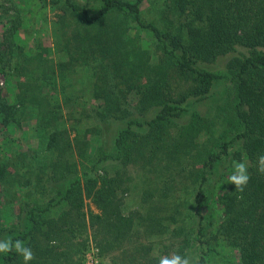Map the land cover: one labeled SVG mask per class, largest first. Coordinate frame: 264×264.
<instances>
[{
    "label": "trees",
    "instance_id": "trees-1",
    "mask_svg": "<svg viewBox=\"0 0 264 264\" xmlns=\"http://www.w3.org/2000/svg\"><path fill=\"white\" fill-rule=\"evenodd\" d=\"M146 1L94 0L96 7L90 12L66 0L67 9L80 29L75 34L74 60L82 69L91 68L89 57L92 54L97 53L99 61H106L101 66L106 71L96 72L99 82L93 87V98L101 103L90 114L93 128L89 132L104 149L108 124L125 123L113 134V151L101 152L90 171L84 168L79 173L74 169L75 175L69 184L65 188L54 187L53 195L42 206L28 210L9 239L22 240L32 249L34 259L30 264H70L72 254L78 255V250L85 248L86 241L79 237L88 227L100 253L114 248L109 240L104 242L107 237L116 246L125 242L129 245L140 221L136 222L135 211L128 214L124 211L126 206L120 194L128 188L117 177L107 176L106 165L115 162L124 166H147L168 146L164 142L167 130L191 112L188 102L205 100L214 85L223 79L231 85L234 102L229 115L220 119L231 125L230 136L221 134L216 149L207 152L202 159L201 169L194 177L197 186L192 197L184 205L172 207L171 235L179 240L165 245L160 254L156 244L153 256L144 253L124 257V264H158L161 254L174 252L189 255L190 264H206L217 255V246L235 251L237 264H264V174L257 172V158L264 155V0H154L158 15L154 22H147L141 12V5ZM108 17L114 18L113 32L99 28L107 27ZM126 32L149 35L146 43L151 44L163 70L158 71L156 81L154 78L144 86V98L148 99L144 113L148 116L141 122L134 114L144 116L143 112L129 109L127 96L140 87L138 72L143 68V57L148 58V55L138 53L136 48L133 53L119 51L125 46L117 41L124 42L122 37ZM14 35L10 31L1 34L0 75L13 77L17 88L22 90L18 96L21 110L33 106L44 125L52 126L55 117H50V111L46 115L41 112L45 105L41 88L46 82L54 86V79L47 77L42 61H35V66L34 61H13L12 55L21 51L16 45L11 46ZM125 40L132 42L129 37ZM218 61H226L222 72L210 68ZM168 68L185 80V90L174 91L173 95L168 85ZM21 74H24L23 84L17 79ZM197 113H191L193 122L212 128L217 124ZM22 115L17 116L15 107L0 90L2 127L17 130ZM56 138L55 134L50 137L54 147H57ZM154 143L159 145L156 147ZM167 157L168 151L164 158ZM234 162L247 165L250 179L243 192H237L228 183ZM57 164L53 166L56 168ZM6 174L5 165L0 164V180ZM213 184L224 185L215 215L207 205L212 198L208 187ZM163 193L168 197V189ZM85 200L90 201L98 213H86ZM140 220L143 221V217ZM160 220L163 222L164 218H159V223L152 227L165 233L166 227ZM67 234L76 239L72 245L77 252H72ZM67 242L68 253L62 251ZM0 264H22V257L15 252L0 254Z\"/></svg>",
    "mask_w": 264,
    "mask_h": 264
},
{
    "label": "rangeland",
    "instance_id": "rangeland-1",
    "mask_svg": "<svg viewBox=\"0 0 264 264\" xmlns=\"http://www.w3.org/2000/svg\"><path fill=\"white\" fill-rule=\"evenodd\" d=\"M70 1L90 12L96 7L94 0ZM155 4L154 0H148L141 5V12L147 22H154V19L158 18ZM113 20V17H108L105 20L107 27L103 25L99 28L113 32ZM3 31L15 33L11 39V46L16 45L21 50L12 55L13 61H34V66L35 61H42L41 67L48 72L47 77L54 79V86L48 82L42 85L41 97L45 105L41 112L46 115L50 111V117L55 118L52 126H45L36 108L29 105L21 110L18 96L22 90L17 88V82L13 77L0 75L2 94L7 96L15 107L17 116L23 113L17 130L5 129L0 124V164H4L7 171L5 178L0 180V240L9 239V234L15 232L20 220L26 217V212L36 205L42 206L53 195L54 187L65 188L75 175L74 169L79 173L84 168L90 171V166L101 152L113 151V134L123 128L125 123L123 121L108 124L104 149L93 138L92 132H89L93 128L90 114L101 103V100L93 98V87L99 82L96 72L103 74L106 71L101 67L106 61H99V54L95 53L89 57L91 68L82 69L74 60L77 52L75 34L79 33L80 29L75 24L74 16L67 9L66 0H46V2L0 0V37ZM147 36L149 35L145 33L135 35L134 32H126V36L122 37L124 42L121 39L117 41L121 46H125L119 51L133 53L136 48L138 53L148 55V58L143 57V68L138 72L140 87L127 96L129 109L132 111L139 109L143 112L144 116L137 112L134 114L140 122L148 116V113H144L148 106V99L144 98V86L151 83L154 78L156 81L158 71L163 72L160 70L158 57L151 44L146 43ZM125 37L131 38L132 42L127 43ZM70 54L73 58H70ZM225 62L218 61L210 68L222 72L225 69ZM23 75L17 77L22 84L25 81ZM159 76L163 78L161 74ZM168 85L173 95L174 91L180 92L187 87L185 80L169 68ZM192 101L195 100L188 102L191 112L167 130L164 142L168 146L147 166L144 167L142 164L124 166L115 162L106 165L107 176L117 177L128 188L127 192L120 194L126 206L124 211L127 214L135 211L136 222L140 221L138 232L131 238L130 244L125 242L116 246L112 239L107 237L104 238V242L106 243L105 239L109 240L114 248L105 249L100 253L94 242L93 232L88 227L79 237L80 240L86 241L85 248L78 250V255L72 254L73 260L68 263L124 264V257L144 253L153 256L156 244L160 254L165 245H171L173 241L179 240L171 235L172 207L177 204L184 205V202L192 197L197 186L194 177L201 169L202 159L207 152L216 149V142L219 141L221 134L230 136L231 125L226 124L227 120L220 119L229 115L234 104L231 85L227 80L222 79L214 85L208 98L195 103H191ZM192 111H197L201 117L219 125L216 124L212 128L193 122ZM54 134L57 137V147L50 142V137ZM153 137L148 139V145ZM154 145L157 147L159 144L154 143ZM100 149L102 151H99ZM166 151L168 157L164 158ZM142 154L145 156L144 153ZM56 162L58 166L55 168L53 165ZM223 171L227 172L225 168ZM99 175L102 173L99 172ZM223 186L213 184L208 187V190L212 191V198L207 205L214 215L217 213V202L223 193ZM167 189L168 197L163 193ZM84 202L86 213L88 211L98 213L90 201ZM141 217L143 221L140 220ZM161 217L164 218L160 223L166 227L165 233H160L157 227L156 230L152 227V224L159 223ZM67 237L72 252L73 250L77 252V248L72 245L76 239H72L69 234ZM69 243L63 245L62 251L68 253ZM216 248H219L218 256L211 257L206 264L238 263V255L235 251L219 246ZM155 253L157 254L156 250ZM161 256L165 255L161 254Z\"/></svg>",
    "mask_w": 264,
    "mask_h": 264
},
{
    "label": "clouds",
    "instance_id": "clouds-1",
    "mask_svg": "<svg viewBox=\"0 0 264 264\" xmlns=\"http://www.w3.org/2000/svg\"><path fill=\"white\" fill-rule=\"evenodd\" d=\"M233 167L234 171L228 177V183L234 186L237 192H243L250 179L247 165L244 162H234ZM257 172L264 174V155H260L257 158ZM10 252H15L22 257V264H30V261L34 259L32 249L24 241L19 239L15 241L11 239L0 240V254ZM190 261L191 257L189 255H181L174 252L170 255L161 256L158 264H190Z\"/></svg>",
    "mask_w": 264,
    "mask_h": 264
}]
</instances>
